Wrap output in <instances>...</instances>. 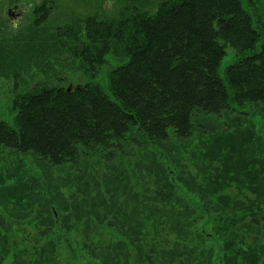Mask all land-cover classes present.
I'll list each match as a JSON object with an SVG mask.
<instances>
[{"label":"rangeland","instance_id":"1","mask_svg":"<svg viewBox=\"0 0 264 264\" xmlns=\"http://www.w3.org/2000/svg\"><path fill=\"white\" fill-rule=\"evenodd\" d=\"M164 1L177 0L143 5L155 12ZM243 1L264 38V0ZM44 2L47 16L36 27ZM125 2L0 0V29L6 21L4 32L15 35V27L20 41L21 34L45 30L50 42V49L41 48L38 37L29 38L34 48L17 49L11 56L23 66L17 75L8 68L9 51L0 53V120L15 126L16 95L46 82L69 88L98 82L110 93L107 77L121 62L118 54L110 53L109 63L91 75L70 50L51 47L74 45L65 27L76 30L89 15L113 17ZM236 59L229 47L220 71ZM233 108L197 111L186 138L172 134L154 144L134 131L60 165L0 145V264H264L258 193L261 188L264 199V103ZM145 215H151L147 235L138 238L136 218ZM183 215L185 227H179Z\"/></svg>","mask_w":264,"mask_h":264},{"label":"trees","instance_id":"2","mask_svg":"<svg viewBox=\"0 0 264 264\" xmlns=\"http://www.w3.org/2000/svg\"><path fill=\"white\" fill-rule=\"evenodd\" d=\"M145 6L143 0H126L113 17L89 15L76 30L65 27L63 35L74 45L51 47V52L70 50L87 73L95 75L109 63L110 53L118 54L121 62L107 77L110 93L98 82L71 91L69 84L46 82L20 92L14 99L15 126L0 120V145L60 165L75 161L81 151L108 148L134 131L154 144L172 134L189 137L197 111L219 114L234 110L235 104L264 103V38L243 0L164 1L155 12ZM36 12L33 24L38 27L47 16L45 2ZM4 27L6 21L0 53L9 51L8 68L15 75L23 66L11 56L17 49L34 48L35 39L31 46L29 38L38 37L41 48L50 49L45 30L34 37L35 32L21 34L20 41L15 27V35ZM229 47L237 59L221 72ZM258 193L264 201L261 188ZM183 219L177 221L179 227H185ZM136 220L134 232L142 238L151 215ZM132 229L133 224L125 230ZM142 254L153 256L146 250Z\"/></svg>","mask_w":264,"mask_h":264},{"label":"water","instance_id":"3","mask_svg":"<svg viewBox=\"0 0 264 264\" xmlns=\"http://www.w3.org/2000/svg\"><path fill=\"white\" fill-rule=\"evenodd\" d=\"M19 6L18 5H15L14 8H18ZM73 89V87H70L68 90L71 91Z\"/></svg>","mask_w":264,"mask_h":264}]
</instances>
